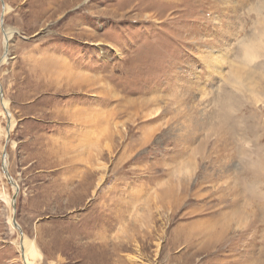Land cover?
I'll use <instances>...</instances> for the list:
<instances>
[{
  "label": "rangeland",
  "instance_id": "1",
  "mask_svg": "<svg viewBox=\"0 0 264 264\" xmlns=\"http://www.w3.org/2000/svg\"><path fill=\"white\" fill-rule=\"evenodd\" d=\"M0 25V264L23 234L31 264H264V0H0Z\"/></svg>",
  "mask_w": 264,
  "mask_h": 264
},
{
  "label": "bare ground",
  "instance_id": "2",
  "mask_svg": "<svg viewBox=\"0 0 264 264\" xmlns=\"http://www.w3.org/2000/svg\"><path fill=\"white\" fill-rule=\"evenodd\" d=\"M4 5H3V13H2V16H3V14L6 12V10H7V8H8V6H7V4H6V2L5 3H3ZM3 20H4V18H3ZM3 28H4V46L5 47H7V50H8V47H9V42H10V39L12 38V35H13V30L14 29H11V28H9V27H5V26H3ZM248 47H249V45H248ZM3 59V58H2ZM159 100V99H158ZM5 102V101H4ZM6 104V103H5ZM5 106V105H4ZM7 106V105H6ZM7 110H8V112H10L9 111V109L7 108ZM10 114V113H9ZM10 122H9V125H8V133L10 132V130L9 129H11L12 128V126L14 125V123H15V121H14V118H13V115H10ZM8 167H7V161H6V158H5V161H4V173L6 174V176H8L9 177V179L12 181V182H14V183H16L15 182V180H13L12 178H11V176H10V173L8 174V169H7ZM8 174V175H7ZM19 187V186H18ZM18 189V188H17ZM10 201H11V199H10ZM12 205L14 206V196H13V198H12ZM13 222H14V224H15V221H14V217H13ZM15 226L21 231V229H20V227L18 226V225H16L15 224ZM23 233V232H22ZM21 246H22V256H23V258H24V261H26V263L27 264H31V261H29V259L28 258H30L29 256L31 255V253L33 254V251H34V249H35V247H34V243L32 242V240H29L27 237H26V235H22V239H21V244H20Z\"/></svg>",
  "mask_w": 264,
  "mask_h": 264
},
{
  "label": "water",
  "instance_id": "3",
  "mask_svg": "<svg viewBox=\"0 0 264 264\" xmlns=\"http://www.w3.org/2000/svg\"><path fill=\"white\" fill-rule=\"evenodd\" d=\"M4 3V2H3ZM4 5V4H3ZM1 18H2V25H3V16H1ZM3 27V26H2ZM3 30H4V28H3ZM7 47H5V51H4V55L6 56L7 55ZM0 65H1V61H0ZM0 92H1V97H2V101H3V98H4V91H3V88H1V90H0ZM8 125H9V123H8ZM7 129H8V126H7ZM4 166V165H3ZM8 174H9V170H8ZM7 174V175H8ZM10 176H11V174H10ZM12 182V181H11ZM18 190H19V187H18V189H17V191H16V193L14 194V207L16 206L15 205V203H16V199H17V195H18ZM14 221H15V224L16 225H18L19 227H20V229H21V233L23 232V229H22V227H21V225L18 223V221H17V218H16V216H14Z\"/></svg>",
  "mask_w": 264,
  "mask_h": 264
},
{
  "label": "crops",
  "instance_id": "4",
  "mask_svg": "<svg viewBox=\"0 0 264 264\" xmlns=\"http://www.w3.org/2000/svg\"><path fill=\"white\" fill-rule=\"evenodd\" d=\"M1 2H2V0H1ZM2 6H3V4H2ZM2 26L0 25V28H1ZM2 31V30H1ZM4 55V54H3ZM3 57V56H2Z\"/></svg>",
  "mask_w": 264,
  "mask_h": 264
}]
</instances>
